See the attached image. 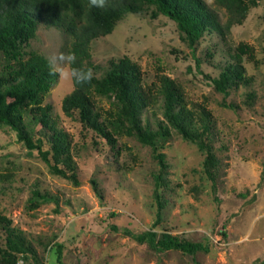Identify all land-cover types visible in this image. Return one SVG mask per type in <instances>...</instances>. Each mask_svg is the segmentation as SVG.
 Masks as SVG:
<instances>
[{"label":"rangeland","instance_id":"rangeland-1","mask_svg":"<svg viewBox=\"0 0 264 264\" xmlns=\"http://www.w3.org/2000/svg\"><path fill=\"white\" fill-rule=\"evenodd\" d=\"M206 2L226 21L225 9L215 0ZM242 42L255 49L256 62L243 56L253 83L220 94L195 58L204 74L216 77ZM69 44L64 32L40 26L26 50L46 56L59 74L45 104L53 107V118L72 142L80 183L53 175L36 152L0 126V211L36 251L18 264H58L59 244L64 264H264V1L234 25L227 39L206 33L194 53L176 23L163 16L152 19L150 13L128 14L112 34L92 44V61L103 70L112 59L128 56L139 65L153 95L162 78L169 77L182 89L189 109L200 116L206 108L211 115L217 179L211 181L205 172L206 154L172 130L162 151L168 187L161 190L167 203L160 213L154 196L159 165L152 149L128 136L118 138L113 149L84 129L78 116L63 113L62 100L73 82L70 75L60 74L71 69L59 57L68 53ZM252 93L253 101L248 98ZM100 105L109 108L107 101ZM164 118L162 98L143 113L152 128ZM25 120L34 131L33 116L27 113ZM35 191L46 200H35ZM150 229L208 243L210 251L194 256L176 250L157 253L126 235ZM0 264L6 263L0 258Z\"/></svg>","mask_w":264,"mask_h":264},{"label":"trees","instance_id":"trees-1","mask_svg":"<svg viewBox=\"0 0 264 264\" xmlns=\"http://www.w3.org/2000/svg\"><path fill=\"white\" fill-rule=\"evenodd\" d=\"M263 1L215 0L227 13L223 22L206 0H109L103 9L89 7L88 0H0V126L11 129L26 150L36 152L53 175L80 183L72 142L53 118V107L45 104L59 74L46 56L26 50L40 26L64 32L70 38L67 52L77 57L70 69H92L94 77L90 84L83 86L72 79L73 90L62 100L63 113L78 116L84 129L95 133L113 149L118 138L124 136L134 137L152 149L159 165L154 176V196L160 213L167 203L161 190L168 187L164 178L166 154L162 151L173 135L172 130L206 154L205 172L211 181L217 179L219 160L209 136L211 115L206 108H202L200 116L189 109L182 89L169 77L162 78V85L153 95L152 88L144 85L139 65L128 56L112 59L103 70L92 61V44L112 34L128 14L150 13L152 19L163 16L176 23L194 53L206 33H217L227 39L234 25H241L250 9ZM244 55L256 62L254 47L242 42L231 55L232 61L226 63L216 77L202 72L198 58H195L196 66L216 92L228 95L232 90L253 83L243 64ZM157 98L163 100L165 118L152 128L149 122L144 123L143 113L156 104ZM248 98L253 101L255 94ZM101 101H107L109 108L100 105ZM27 113L33 116L34 131L27 127ZM33 196L35 200H46L39 191ZM126 235L157 253L176 250L194 256L210 251L208 243L193 242L167 232L159 235L153 229L141 234L127 231ZM30 255L36 256L32 244L13 226L12 219L0 211L1 261L18 264L20 259H28ZM56 261L64 264L61 244L56 246Z\"/></svg>","mask_w":264,"mask_h":264},{"label":"clouds","instance_id":"clouds-1","mask_svg":"<svg viewBox=\"0 0 264 264\" xmlns=\"http://www.w3.org/2000/svg\"><path fill=\"white\" fill-rule=\"evenodd\" d=\"M109 0H88L89 7H95V8H105L108 5ZM60 61L68 63V64H75L77 61V57L75 53L73 52H68V53H61L59 57ZM62 76H69L75 80L76 83L80 85H85V84H90L93 77L94 73L92 69H81V68H73L71 70V73L69 74L68 72H61L60 73Z\"/></svg>","mask_w":264,"mask_h":264}]
</instances>
